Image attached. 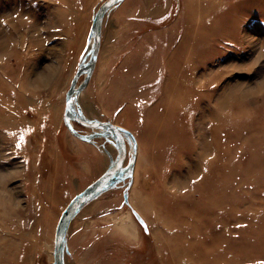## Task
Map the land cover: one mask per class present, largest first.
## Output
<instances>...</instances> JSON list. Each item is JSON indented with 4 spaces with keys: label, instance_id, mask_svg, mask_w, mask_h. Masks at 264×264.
<instances>
[{
    "label": "rangeland",
    "instance_id": "1",
    "mask_svg": "<svg viewBox=\"0 0 264 264\" xmlns=\"http://www.w3.org/2000/svg\"><path fill=\"white\" fill-rule=\"evenodd\" d=\"M101 1L0 0V264H53L62 210L101 173L73 151L116 158L111 136L71 122L81 140L62 122ZM101 31L79 105L135 140L70 223L65 264L264 261V0H124ZM124 192L132 246L95 234Z\"/></svg>",
    "mask_w": 264,
    "mask_h": 264
},
{
    "label": "water",
    "instance_id": "2",
    "mask_svg": "<svg viewBox=\"0 0 264 264\" xmlns=\"http://www.w3.org/2000/svg\"><path fill=\"white\" fill-rule=\"evenodd\" d=\"M122 0H102L96 8L89 29V47L78 65L68 89L65 92V103L63 110V121L69 126V121H74L92 130H100L102 135L111 136L117 145V155L105 170L90 184L77 193L72 200L64 207L57 221L53 242V264H64V238L70 220L79 208L91 198L102 192L123 170V163L126 158L127 148L124 135H128L134 141L132 133L109 121L91 120L76 112L73 104H76L78 93L87 85L94 68L101 39V24L107 10ZM83 75L82 80L77 84L78 78ZM81 137V136H80ZM85 139L86 137H81ZM123 197L127 201V194Z\"/></svg>",
    "mask_w": 264,
    "mask_h": 264
},
{
    "label": "crops",
    "instance_id": "3",
    "mask_svg": "<svg viewBox=\"0 0 264 264\" xmlns=\"http://www.w3.org/2000/svg\"><path fill=\"white\" fill-rule=\"evenodd\" d=\"M124 0L118 2L117 4H115L113 7H115L116 5H119L120 3H122ZM158 9L157 8H153V13L157 14V15H160L158 16L159 18L161 17H166L167 15L169 14H166V12H163V13H160V11H157ZM133 20H140V19H145V17H143L142 15L138 16V17H133L132 18ZM90 29V27H89ZM88 35H89V31H88ZM88 38V37H87ZM101 39H102V31H101ZM100 39V40H101ZM88 42H89V39H88ZM99 48H101L100 44H99ZM88 49V48H87ZM86 49V50H87ZM99 51V50H98ZM86 52V51H85ZM85 52L84 54L81 56L80 60L78 61L77 63V67L78 65L80 64V62L82 61L83 59V56L85 55ZM99 55H100V51L99 53H97V58H96V62H95V65H94V68L92 70V73H91V76L87 82V85L89 84L90 82V79L91 77L93 76V73L96 69V65H97V62H98V59H99ZM76 67V69H77ZM76 71V70H75ZM83 78V77H82ZM82 80V79H81ZM80 80V81H81ZM71 82V81H70ZM70 85V84H69ZM87 85L78 93L77 95V100H76V104L74 103L73 104V108H75L74 110L80 114H82L85 118L87 119H91V120H96V119H93V118H89L85 115L82 107L79 104V96L80 94L83 92V90L87 87ZM64 110V109H63ZM100 121H109L115 125H118L120 127H123L125 128L124 126H121L119 124H116L114 123L113 121L111 120H100ZM62 122L65 124V122L63 121V113H62ZM71 122H74V121H71ZM71 122L69 121V126H67V124H65L67 130L73 135V136H76L77 138L81 139V140H85L81 137H84V135H81V134H78L76 133L72 127H71ZM76 123V122H74ZM78 124V123H76ZM80 125V124H79ZM82 126V125H81ZM84 127V126H83ZM87 128V127H86ZM90 129V128H88ZM127 129V128H125ZM92 130V129H91ZM81 136V137H80ZM105 136V135H103ZM107 136V135H106ZM66 141V140H65ZM63 144V145H62ZM60 143V150L61 148H64L66 150V147H68V144L67 142L65 143ZM79 146V145H78ZM84 150V149H83ZM81 150V148L79 147L78 150H74L73 151V155L77 156L78 159H79V165L82 167V168H86L88 166H94L96 167V171H98L100 169L101 173L105 170V168L112 162L110 159H111V150L109 148H106V149H103L105 153H103V157L100 159V160H96L94 163L89 159L85 158V152ZM67 151V150H66ZM85 159V160H84ZM98 196V195H96ZM95 196V197H96ZM95 197L91 198L90 200H88L86 203L88 204V202H90L91 200H93ZM116 200V199H115ZM127 201H128V198H127ZM127 201H125L124 197L122 196L120 198V200L114 205L113 208H106V209H102L100 212H98L97 214V224L95 228H97V231H96V236H99V232L98 230H100V232H102L103 234H113V236H117V238L119 239V241L121 243H124L125 245H128V246H132L134 244H136V236H137V221H135L134 217H133V214L131 213V211L129 210H125L123 209L127 205ZM84 203V204H86ZM83 204V205H84ZM82 205V206H83ZM81 206V207H82ZM80 207V208H81ZM79 208V210H80ZM78 210V211H79ZM116 210H118L117 212H115ZM125 210V211H124ZM78 211L76 212V214L73 216V218L77 215ZM124 211V212H123ZM128 216H130V218L132 219V221L129 220ZM83 218H81L82 220H86V219H90L92 218L93 216L90 215V214H87L86 216H82ZM73 218L70 220L69 224H68V227L70 225V223L72 222ZM99 222V223H98ZM101 222V223H100ZM68 227L66 229V233L68 231ZM78 228L74 229L76 232H79L80 230L83 229V226H77ZM134 231V233H133ZM65 233V234H66ZM65 239V238H64ZM65 246V245H64ZM128 249H131V248H136V247H126ZM65 251L67 252L68 251V247H64V254H65ZM68 253V252H67ZM64 264H65V261H64ZM131 264V263H130Z\"/></svg>",
    "mask_w": 264,
    "mask_h": 264
},
{
    "label": "bare ground",
    "instance_id": "4",
    "mask_svg": "<svg viewBox=\"0 0 264 264\" xmlns=\"http://www.w3.org/2000/svg\"><path fill=\"white\" fill-rule=\"evenodd\" d=\"M98 7V6H97ZM109 10V9H108ZM107 10V11H108ZM106 14V13H105ZM105 16V15H104ZM104 18V17H103ZM102 22H103V20H102ZM101 26H102V24H101ZM190 47V46H189ZM99 50V49H98ZM188 51H189V49H188ZM76 70V69H75ZM82 77H83V75H81L79 78H78V80H77V83H76V86H77V84L80 82V80L82 79ZM71 79V78H70ZM64 103H65V98H64ZM79 105V104H78ZM75 109V108H74ZM71 122V121H70ZM124 137H125V135H124ZM125 143H126V148H127V142H126V137H125ZM117 153V152H116ZM133 153V152H132ZM127 155V154H126ZM135 155V154H134ZM114 159V158H113ZM126 159V158H125ZM101 174V173H100ZM90 183V182H89ZM84 187H86V186H84ZM53 252V251H52ZM53 257V256H52ZM183 259H185V260H188V259H190L189 258V255L188 254H186L185 256H183Z\"/></svg>",
    "mask_w": 264,
    "mask_h": 264
},
{
    "label": "snow or ice",
    "instance_id": "5",
    "mask_svg": "<svg viewBox=\"0 0 264 264\" xmlns=\"http://www.w3.org/2000/svg\"><path fill=\"white\" fill-rule=\"evenodd\" d=\"M213 87H215V85H213ZM259 264H264V261H260Z\"/></svg>",
    "mask_w": 264,
    "mask_h": 264
},
{
    "label": "trees",
    "instance_id": "6",
    "mask_svg": "<svg viewBox=\"0 0 264 264\" xmlns=\"http://www.w3.org/2000/svg\"><path fill=\"white\" fill-rule=\"evenodd\" d=\"M134 213V212H133Z\"/></svg>",
    "mask_w": 264,
    "mask_h": 264
}]
</instances>
